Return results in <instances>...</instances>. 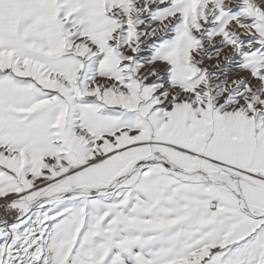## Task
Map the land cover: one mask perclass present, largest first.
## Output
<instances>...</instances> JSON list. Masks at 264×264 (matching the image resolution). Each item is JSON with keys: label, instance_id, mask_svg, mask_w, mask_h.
<instances>
[{"label": "crops", "instance_id": "obj_1", "mask_svg": "<svg viewBox=\"0 0 264 264\" xmlns=\"http://www.w3.org/2000/svg\"><path fill=\"white\" fill-rule=\"evenodd\" d=\"M127 2L0 0V264H264V125L139 75Z\"/></svg>", "mask_w": 264, "mask_h": 264}, {"label": "rangeland", "instance_id": "obj_2", "mask_svg": "<svg viewBox=\"0 0 264 264\" xmlns=\"http://www.w3.org/2000/svg\"><path fill=\"white\" fill-rule=\"evenodd\" d=\"M121 20L106 43L139 75L159 72L219 114L264 125V0H128Z\"/></svg>", "mask_w": 264, "mask_h": 264}, {"label": "built area", "instance_id": "obj_3", "mask_svg": "<svg viewBox=\"0 0 264 264\" xmlns=\"http://www.w3.org/2000/svg\"><path fill=\"white\" fill-rule=\"evenodd\" d=\"M23 214L10 200H0V225L12 224L21 219Z\"/></svg>", "mask_w": 264, "mask_h": 264}, {"label": "bare ground", "instance_id": "obj_4", "mask_svg": "<svg viewBox=\"0 0 264 264\" xmlns=\"http://www.w3.org/2000/svg\"><path fill=\"white\" fill-rule=\"evenodd\" d=\"M202 179V178H201Z\"/></svg>", "mask_w": 264, "mask_h": 264}]
</instances>
